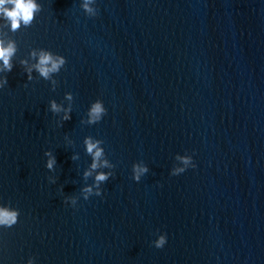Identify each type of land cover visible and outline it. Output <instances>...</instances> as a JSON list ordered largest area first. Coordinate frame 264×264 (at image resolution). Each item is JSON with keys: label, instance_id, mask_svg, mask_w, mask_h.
<instances>
[{"label": "water", "instance_id": "water-1", "mask_svg": "<svg viewBox=\"0 0 264 264\" xmlns=\"http://www.w3.org/2000/svg\"><path fill=\"white\" fill-rule=\"evenodd\" d=\"M38 2L27 27L0 19L16 44L0 73V204L20 213L0 229V264H264V0H95V15ZM40 49L67 63L28 79ZM95 99L108 112L90 124ZM87 136L114 175L86 201ZM186 151L197 167L170 175Z\"/></svg>", "mask_w": 264, "mask_h": 264}, {"label": "clouds", "instance_id": "clouds-1", "mask_svg": "<svg viewBox=\"0 0 264 264\" xmlns=\"http://www.w3.org/2000/svg\"><path fill=\"white\" fill-rule=\"evenodd\" d=\"M95 0H84L81 4L82 10L86 14L95 15L96 11L93 5ZM42 4L38 0H0V19H3L9 26L10 30L15 32L21 25L29 26L34 18L35 13L42 9ZM16 53V44L14 41H5L0 39V73L11 71L12 57ZM31 56L36 59V63L27 67L28 79H32V70L35 68L41 76L48 79L51 74L57 73L66 63L67 60L63 55L53 53L48 49H40L39 52L33 50ZM27 65L28 61H22ZM7 84V77L0 76V89H3ZM69 100L72 99L71 94L67 95ZM51 110L56 113L63 112L62 119L67 121L71 119V108H64L55 100L51 102ZM108 109L102 99H95L88 108V123L96 124L101 122ZM86 151L92 157L90 168L84 172V176L88 177L96 172L95 185L85 186L82 189L83 199L89 200L91 196L101 197L103 189L101 188L102 182H107L114 173L110 170L113 166L106 158H103L104 148L102 142L98 138L92 136L85 137L84 140ZM45 155L49 157L47 167L52 169L56 163L55 156L51 152H46ZM175 159L180 163L170 170V175L177 176L185 173L189 168H196L197 164L194 155L189 152L177 153ZM99 170V171H97ZM131 178L139 183L142 178L149 172L147 164L136 162L132 165ZM54 182V181H53ZM71 202L72 205L76 204V199L65 196L64 203L67 205ZM19 210L10 207L7 204H0V229L11 228L18 223ZM168 242V236L165 232H159L156 238L152 241L154 247L163 248ZM26 264H35V257L30 256Z\"/></svg>", "mask_w": 264, "mask_h": 264}]
</instances>
